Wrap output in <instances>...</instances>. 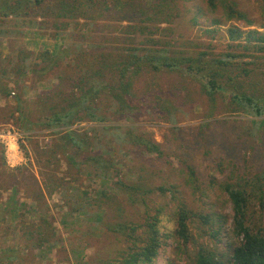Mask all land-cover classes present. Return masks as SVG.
Listing matches in <instances>:
<instances>
[{
    "label": "rangeland",
    "instance_id": "rangeland-1",
    "mask_svg": "<svg viewBox=\"0 0 264 264\" xmlns=\"http://www.w3.org/2000/svg\"><path fill=\"white\" fill-rule=\"evenodd\" d=\"M217 4L213 11L206 0H93V18L60 22V30L50 16L38 19L41 25L36 27L0 22V71L9 67L4 57L16 59L22 47L34 53L32 60L41 67L36 57L42 51L57 53L79 46L93 55L115 57L136 48L193 57L206 53L207 61L237 56L221 80L225 88L214 97L204 93L207 81L200 77L146 70L133 78L132 94L122 105L105 98V124L121 126L128 135L120 141L99 131L103 146L94 151L93 160H84L88 155H76L73 149L56 153L55 136L39 126L33 132L18 126L17 97L30 121L42 119L46 97L59 85L57 75H62V84L75 76L67 59L60 69L41 75L29 72L18 83L17 75L2 77L12 91L6 97L0 94L4 263L117 264L129 243L114 227L144 226L155 215L164 247L154 264H194L200 247L229 261L242 239L231 232L233 210L224 187L264 190V116L247 114L231 101L239 84L247 94L264 97V50L258 42L247 44L248 33L264 34V0ZM230 4L245 18L228 20ZM231 27L244 32L235 47L229 38ZM90 126L86 122L74 128ZM145 143L157 144L161 154L149 152ZM13 156L17 158L11 162ZM180 205L195 215L190 222L193 241L187 246L175 233ZM257 208L256 203L250 208L255 221H264ZM201 216L211 222L206 224Z\"/></svg>",
    "mask_w": 264,
    "mask_h": 264
},
{
    "label": "trees",
    "instance_id": "trees-1",
    "mask_svg": "<svg viewBox=\"0 0 264 264\" xmlns=\"http://www.w3.org/2000/svg\"><path fill=\"white\" fill-rule=\"evenodd\" d=\"M206 1L211 10L217 9L218 0ZM92 4L93 0H0V22L14 20L36 27L40 24L38 19L45 20L50 16L54 21L53 26L56 30H60L63 28L60 22L77 21L88 16L93 18ZM226 14L230 21L245 18L234 4L226 6ZM228 32L230 42L235 47V42L244 35V32L236 27L229 28ZM3 34L8 32L3 31ZM253 41L258 42L260 50H264V34L255 31L248 33L247 44ZM243 48L248 50V47ZM21 49L16 59L11 56L4 57L9 67H2L0 71V94L5 97L12 91L2 82L4 76L17 75L16 83H18L20 78H24L29 72L41 75L60 69L62 61L66 59L68 66L71 65L76 72L74 78L71 77V80L65 84H62V75H57L59 78L57 90L53 95L46 97L45 114L38 122L28 119L27 112L22 107L23 101L20 96L17 97L19 128H23L25 132H33L34 126H39L41 131L55 136L56 153L58 149L62 153L73 149L76 155L86 153L88 157L84 160H93L94 151L103 146L102 139L97 137L99 131L107 136L112 135L113 138L116 136L120 141L126 139L128 133L124 134L121 126L105 124L107 116L102 108L105 98L122 105L132 94L133 78L137 79L146 70L182 72L200 77L201 82L206 80L207 82L203 83V91L208 96L214 97L218 90L225 88L221 80L226 77V71L230 70L232 64L230 60L237 57L227 55L226 58L207 61L206 53L193 57L186 53H173L167 49L149 51L142 48L115 57L112 53L93 55L79 46L76 50H59L57 53L42 51L36 57L43 65L41 67L32 60L35 56L33 52L24 47ZM141 52L144 54H140ZM39 67L41 70H38ZM232 79L229 78L230 81ZM243 88L241 84L235 86L236 93H232V103L244 108L247 114L264 116V97L249 95ZM86 122L92 123V126L85 129L74 128ZM89 133H94L95 136L91 138L88 136ZM145 145L149 152L161 154L157 144L145 143ZM248 187L249 185L244 187L231 184L224 187L233 210L231 232L235 237L242 239L233 250L229 261L225 263L214 253L200 247L194 264H264V221H255L250 209L256 203L258 213L264 215V190L261 188L256 190L259 193L257 196L258 193L250 192ZM161 190L163 194L167 192L162 188ZM194 216V213L183 205L178 206L175 212V233L183 246L193 241L190 222ZM200 218L206 224L211 222L209 217ZM159 223V216L155 215L149 217L144 226L133 223L115 226L114 232L121 233L129 243L124 258L117 264H154L164 247ZM212 234L217 237L220 231H214ZM4 259L5 256L0 255V264H6ZM12 259L13 257H10V260Z\"/></svg>",
    "mask_w": 264,
    "mask_h": 264
},
{
    "label": "built area",
    "instance_id": "built-area-1",
    "mask_svg": "<svg viewBox=\"0 0 264 264\" xmlns=\"http://www.w3.org/2000/svg\"><path fill=\"white\" fill-rule=\"evenodd\" d=\"M17 151H18V149H17ZM14 152H16V151H14ZM16 158L17 157L13 156L12 159H11V162H14Z\"/></svg>",
    "mask_w": 264,
    "mask_h": 264
}]
</instances>
